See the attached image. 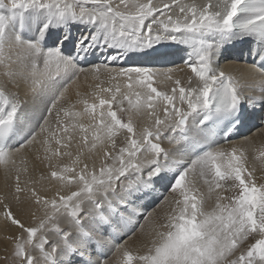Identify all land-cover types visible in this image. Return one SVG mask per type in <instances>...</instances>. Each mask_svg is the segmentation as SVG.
Returning a JSON list of instances; mask_svg holds the SVG:
<instances>
[{"label":"snow or ice","instance_id":"snow-or-ice-1","mask_svg":"<svg viewBox=\"0 0 264 264\" xmlns=\"http://www.w3.org/2000/svg\"><path fill=\"white\" fill-rule=\"evenodd\" d=\"M248 38L264 46V0H0V78L17 89L0 83V163H15L40 137L55 182L49 198L31 181L21 187L17 172L15 199L30 193L43 215L33 212L38 222L26 226L4 205L20 230L9 237L14 264H111L92 258L105 245L117 264H264V183L249 167L251 153L264 170V148L247 137L227 148L218 143L239 135L257 105L264 108V85L259 97L245 96L241 81L216 67L225 44ZM162 42L188 49L184 67L108 68L110 81L120 82L68 97L86 57L99 51L101 64L123 62ZM254 55V70L264 73V47ZM101 64L87 70L94 79ZM185 69L187 79L174 77ZM29 101L39 131L21 135L18 117ZM165 178L170 195L144 217L152 227L141 225L139 248L105 237L131 232L132 218L143 215L133 205Z\"/></svg>","mask_w":264,"mask_h":264},{"label":"bare ground","instance_id":"bare-ground-1","mask_svg":"<svg viewBox=\"0 0 264 264\" xmlns=\"http://www.w3.org/2000/svg\"><path fill=\"white\" fill-rule=\"evenodd\" d=\"M160 0H155L154 3H158L157 6H159ZM203 1V2H200ZM206 1L209 0H195V2L198 5H203L205 3H208ZM4 3H7V0H3ZM190 2V0H189ZM211 2L214 4L216 0H211ZM75 29L72 31L73 37L72 39H75ZM71 45V44H70ZM243 50L239 51L238 53H242ZM170 56H173V54H169ZM103 57V56H102ZM184 67V65L181 66H174V67H167V68H159L161 70L172 68H180ZM233 67H237L239 70L240 68L244 69L242 76H237V73ZM83 68L86 69L85 72H79L81 73L80 77L81 79H76L75 83L70 85L69 92L67 93L68 97L71 100H75V92L78 89L82 93H88L91 91V85L92 80V73L91 71H87L92 68V66H84ZM118 69L117 67H101L99 76H104L108 71L106 69ZM226 73L232 74L236 76L239 80L246 82L247 84H254L259 83L261 76L256 74L255 71L252 68V65L248 62H233L231 60L226 59L223 61L219 67ZM158 69V68H156ZM109 74V72H108ZM191 74L190 70L185 69L184 72H174V77H179L182 79H187V76ZM110 75V74H109ZM82 76V77H81ZM108 75H105L106 77ZM113 76V75H112ZM103 78V77H102ZM101 78V79H102ZM106 82V79H102ZM118 80V79H117ZM97 81L96 79L94 80ZM100 81V80H99ZM110 81H108L109 84ZM0 83H4L6 90L9 92L17 91L16 88H14L11 84H7L5 81H3V78H0ZM97 83V82H96ZM93 83V86L96 84ZM104 83V82H103ZM107 83V82H106ZM104 83V84H106ZM117 83V82H116ZM114 82V84H116ZM92 86V85H91ZM103 86V85H102ZM159 87H162L160 85ZM251 91L253 90V87L251 86ZM250 91V90H249ZM19 92L21 94V98L25 99L23 93H24V85L21 83ZM248 92V91H247ZM252 93V92H251ZM18 123H20L18 126L22 129H27L29 126L35 130L39 131V126L37 123V114L33 111V106L31 102L25 104L24 107L21 109L18 117ZM142 125V121H137V127H140ZM193 130L196 132V127H193ZM191 130L190 134H195V132ZM249 138L251 142L257 147V148H264V125L258 126L257 129L252 130L250 133H247L240 138ZM40 137H37V142L32 143L28 145L25 149H22L19 154H17L14 157L15 163H13L12 160H9L7 164L0 163V247L4 246L7 242V238L11 235L14 237V235H17L20 230L17 228V226L13 225L10 220H7L4 216V205L8 204L13 212V214L16 216V218L20 219L26 226H31L38 222L37 220L33 219V212H35L36 217L39 218L43 215L42 211L37 210V205H35L34 197H31L30 193H21L20 194V200L17 201L15 199V192L13 189V185L15 183V177L17 175V172H19L20 179H21V187H24V181H31L28 185L29 188L34 187L35 190L43 196L51 197L52 193L54 191L55 182H53L50 179V169L47 167L48 161H45L43 159L45 153L43 151V148L41 144L39 143ZM236 141L233 142L232 138L229 140L226 144H221L220 146L228 147L231 144L242 142ZM13 147H18V144H15L14 141L10 142ZM165 147H168L167 143L164 145ZM75 151V149H73ZM258 156V152L256 153ZM39 157V158H38ZM64 162L68 163V158H64ZM91 163V161H89ZM255 164L256 166V177L258 183H264V170L261 169L258 162L254 161L252 158V154H249V167L251 168ZM161 182V181H160ZM162 183V182H161ZM156 189V188H155ZM168 192V191H167ZM7 193H10V199L6 200ZM226 194V192H225ZM224 194V195H225ZM229 194V192H228ZM226 194V195H228ZM232 194V193H231ZM230 194V195H231ZM170 193L168 192L165 196H169ZM8 198V197H7ZM164 198V197H163ZM161 199V201L163 200ZM161 201L157 202L155 205L152 206L147 212L140 211L137 209V213H143V215H137L134 216L133 222L135 223V227L132 228L131 232H127V228L123 229L122 234V240L119 243H124L125 241L128 242L129 246L133 248V250L140 247V245L143 243V237L141 235V225H143V231L148 232L151 230L152 223L150 220H145V216L148 215L153 211V209H157V205L161 203ZM215 203V197H213L212 200L208 201L207 206L212 207ZM157 211H161V209H157ZM61 226H66V221H61ZM128 227H131L129 225ZM111 231V230H109ZM127 232V235H124V233ZM135 232L136 235L129 240V237L132 236V233ZM105 237H107L105 233ZM110 238V237H107ZM7 239V240H6ZM10 240V239H9ZM10 245V244H9ZM12 245V244H11ZM10 249V247H9ZM99 250H102L106 254V258L111 261V264H117L118 257L114 255L115 249L112 248L109 245H105L99 249H94L92 253V258L97 257V252ZM4 251V250H3ZM34 253H36L34 251ZM38 253V252H37ZM39 254V253H38Z\"/></svg>","mask_w":264,"mask_h":264},{"label":"rangeland","instance_id":"rangeland-1","mask_svg":"<svg viewBox=\"0 0 264 264\" xmlns=\"http://www.w3.org/2000/svg\"><path fill=\"white\" fill-rule=\"evenodd\" d=\"M155 1V0H154ZM159 3H160V1H159ZM158 4V3H157ZM234 69H235V71H236V73H237V76H242V74H243V70L244 69H242V68H240L239 70L237 69V67H233ZM81 75V73H78V79H81V78H79L80 77V75ZM100 74V73H99ZM93 75V74H92ZM105 75H108V76H106V77H104ZM104 76L102 75V77H100L99 76V79H96L97 81V83H102V85H103V87H107V86H109V84H108V81H110V79H109V74H108V72L105 74ZM115 76V73L114 72H112L111 73V76ZM82 77V76H81ZM106 79V82L104 81V80H102V79ZM92 82H91V85L93 86V83H96L94 80V77H92ZM100 80V81H99ZM241 81V80H240ZM106 83V84H104V83ZM114 82L116 83H118V82H120L119 81V79L117 80H111L109 83H111V84H113L114 85ZM90 85V86H91ZM89 86V87H90ZM251 87H249V90H245V93L246 94H248V93H251V92H253V90L251 91V89H250ZM254 88V87H253ZM242 92H243V87H242ZM229 147V146H228ZM227 148V147H226ZM202 186V185H201ZM205 191H206V189H205ZM169 192V191H168ZM167 192V193H168ZM223 194H225V193H223ZM226 194H228V192H226ZM225 194V195H226ZM231 193L229 192V194L228 195H230ZM232 195V194H231ZM8 197V198H7ZM8 199H10V193H7V195H6V200H8ZM161 201V200H160ZM19 234V233H18ZM106 235H107V237H108V234L106 233ZM13 235H11V236H9V237H12ZM15 236V235H14ZM7 238L6 240V244L4 245V246H1L0 247V264H14V258H13V256H12V252H13V240L12 239H10V238ZM10 239V240H9ZM10 244V245H9ZM12 244V245H11ZM9 247H10V249H9ZM4 250V251H3ZM34 255H39L37 252L36 253H33Z\"/></svg>","mask_w":264,"mask_h":264}]
</instances>
